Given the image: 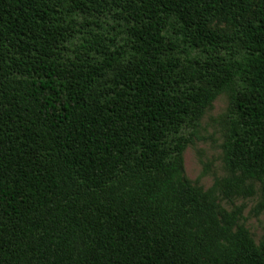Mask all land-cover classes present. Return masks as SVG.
<instances>
[{
  "label": "trees",
  "instance_id": "16d2710c",
  "mask_svg": "<svg viewBox=\"0 0 264 264\" xmlns=\"http://www.w3.org/2000/svg\"><path fill=\"white\" fill-rule=\"evenodd\" d=\"M224 92L204 189L183 152ZM253 195L264 0H0V264H264L221 205Z\"/></svg>",
  "mask_w": 264,
  "mask_h": 264
},
{
  "label": "rangeland",
  "instance_id": "374dc122",
  "mask_svg": "<svg viewBox=\"0 0 264 264\" xmlns=\"http://www.w3.org/2000/svg\"><path fill=\"white\" fill-rule=\"evenodd\" d=\"M228 106L227 93L217 96L201 118L193 143L187 145L183 152L186 177L191 181H197L204 189L211 187L215 179L227 174L222 161V143L226 134ZM254 187L258 189V184H254ZM257 203V195L221 201V205L227 210L237 206L243 207L241 222L250 231L254 242L259 244L264 238V210L256 215Z\"/></svg>",
  "mask_w": 264,
  "mask_h": 264
}]
</instances>
